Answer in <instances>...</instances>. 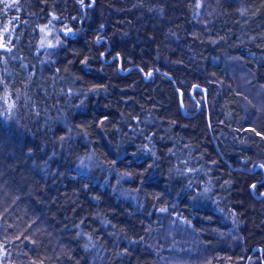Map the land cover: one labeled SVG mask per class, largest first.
<instances>
[{"label": "trees", "instance_id": "16d2710c", "mask_svg": "<svg viewBox=\"0 0 264 264\" xmlns=\"http://www.w3.org/2000/svg\"><path fill=\"white\" fill-rule=\"evenodd\" d=\"M0 264H264V0H0Z\"/></svg>", "mask_w": 264, "mask_h": 264}, {"label": "built area", "instance_id": "2783aa9c", "mask_svg": "<svg viewBox=\"0 0 264 264\" xmlns=\"http://www.w3.org/2000/svg\"><path fill=\"white\" fill-rule=\"evenodd\" d=\"M84 2H85V0H81V3H84ZM93 5H94V0H88V3H86L85 5H83V7H92ZM102 40H104V38H101V41Z\"/></svg>", "mask_w": 264, "mask_h": 264}, {"label": "rangeland", "instance_id": "374dc122", "mask_svg": "<svg viewBox=\"0 0 264 264\" xmlns=\"http://www.w3.org/2000/svg\"><path fill=\"white\" fill-rule=\"evenodd\" d=\"M78 1H79V4H81L82 7H83V5H85L86 3H88V0L87 1L85 0L84 3H81V0H78ZM86 8L87 7H83L84 10H86Z\"/></svg>", "mask_w": 264, "mask_h": 264}]
</instances>
